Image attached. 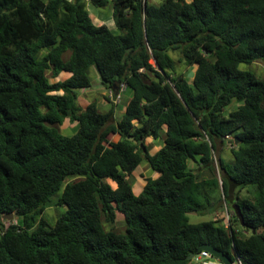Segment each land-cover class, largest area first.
I'll use <instances>...</instances> for the list:
<instances>
[{
    "label": "trees",
    "instance_id": "trees-1",
    "mask_svg": "<svg viewBox=\"0 0 264 264\" xmlns=\"http://www.w3.org/2000/svg\"><path fill=\"white\" fill-rule=\"evenodd\" d=\"M90 1L110 5L116 30L85 0H0V217L15 218L0 228V264H193L202 244L264 264V80L240 68L264 61V0ZM90 67L105 89L131 90L118 120L114 105L77 103ZM66 119L71 135L58 128ZM147 137L162 139L154 153ZM231 137L233 161H214L215 141ZM144 159L157 175L135 194ZM249 185L254 197L236 200L244 226L233 211L228 227L189 222L214 210L216 189ZM53 196L65 210L51 223Z\"/></svg>",
    "mask_w": 264,
    "mask_h": 264
},
{
    "label": "rangeland",
    "instance_id": "rangeland-1",
    "mask_svg": "<svg viewBox=\"0 0 264 264\" xmlns=\"http://www.w3.org/2000/svg\"><path fill=\"white\" fill-rule=\"evenodd\" d=\"M150 4H158L160 0H146ZM189 1V0H187ZM85 6L86 9L89 12V15L91 16L92 20L96 24H105L109 28L116 30L112 17H111V7L110 5L105 7H96L94 6L90 0H85ZM101 20H98L100 19ZM170 55L173 58L175 62V69L177 73H182L186 75L187 77L191 78L193 75V68L186 65L181 57V54L178 50H172L170 51ZM240 68L245 70H250L255 73V75L261 79L264 80V61L263 60H256L254 62H251L249 64H241ZM49 76V73L47 74ZM89 76H90V86L89 88H84L79 90V99L77 100L79 105H84L85 103L94 102L98 106V108L101 111H106L110 103L106 102V96L103 93L105 89L101 87L99 77L97 76V72L94 67L89 68ZM62 78V76H61ZM51 81H53V78H50ZM131 90L127 88L123 93L121 100L117 103L118 107L115 109V120H118L120 118L121 114V107L122 105L125 106L127 104L128 98L131 97ZM237 106V103L232 102L229 106L225 108V112H229L231 110H234ZM59 130L64 135H71L73 132L77 129V123L73 122L70 123L67 119L60 125ZM111 140H116L117 137L115 135L110 136ZM233 138H226L224 140L217 139L215 141L216 143V149L213 153L214 161H216L218 155L222 156L225 160L228 162L233 161V155L231 153V147L235 146L237 144H234ZM232 141V142H229ZM144 143L148 146L149 152L154 153L158 150L162 143V139H152L151 137H147L144 140ZM196 163L194 161L189 160L188 166L192 169L196 168ZM216 165V164H215ZM201 170V169H200ZM156 173H154L148 166L147 161L144 159L140 162V164L137 166L136 170L132 173L131 180L133 183L132 189L135 194H138L141 190V187L144 183V179L146 177H156ZM218 175V174H217ZM219 176V175H218ZM210 177L209 173L207 171H202L199 178H208ZM72 179V178H71ZM69 179V180H71ZM74 180V179H73ZM112 186L114 184L110 182ZM228 196L224 197L222 194L221 188H218L215 190V193L213 194V199L216 201V206L213 211L205 212L203 214H196V213H188V219L191 223H197L208 219H214L219 221V224L228 227L229 223H231V216H232V205L236 203L237 199H241L244 197L247 198H253L256 194V188L252 185H249L248 187L238 189L235 187H230L228 191ZM57 196H53L51 198V203L48 205L45 209V215L47 216L49 222L53 223L57 216L62 213L65 210V206L58 205L56 203ZM234 213V212H233ZM11 218H8L10 215H2L0 217V228L6 227L10 222L15 223V218L12 213ZM104 228L106 230L109 229L110 225L108 223H103ZM232 226L236 229L237 234L240 236H245L249 232L244 229L243 227L239 226L237 223L233 222ZM114 228L120 232H125L126 223L124 220V217L122 214L117 213V219L114 223ZM209 261L216 262L217 259L214 257L209 258ZM193 263V262H192Z\"/></svg>",
    "mask_w": 264,
    "mask_h": 264
},
{
    "label": "built area",
    "instance_id": "built-area-1",
    "mask_svg": "<svg viewBox=\"0 0 264 264\" xmlns=\"http://www.w3.org/2000/svg\"><path fill=\"white\" fill-rule=\"evenodd\" d=\"M127 89L126 84L121 83L120 86L116 90H112L111 88L106 89L105 95L113 104H117L122 97V93ZM212 256L206 250H200V252L192 257L193 264H222L220 260L217 259L216 262L209 261V258ZM240 264V261H238Z\"/></svg>",
    "mask_w": 264,
    "mask_h": 264
},
{
    "label": "water",
    "instance_id": "water-1",
    "mask_svg": "<svg viewBox=\"0 0 264 264\" xmlns=\"http://www.w3.org/2000/svg\"><path fill=\"white\" fill-rule=\"evenodd\" d=\"M129 140H132L133 142H135V139L133 137H128ZM232 142V141H229ZM234 144H237L239 142L238 139H234L233 140ZM232 209L233 212L236 216L237 219H239L240 223L242 226H244V221H243V215L241 213L240 207L237 203H234L232 205ZM10 216L8 218H11V214H9ZM200 250H206L210 253V255L218 260H220V262L222 264H233V261L227 256L225 255L223 252H221L220 250L214 248L212 245L210 244H202L200 246ZM193 257V255H189V259H191Z\"/></svg>",
    "mask_w": 264,
    "mask_h": 264
},
{
    "label": "crops",
    "instance_id": "crops-1",
    "mask_svg": "<svg viewBox=\"0 0 264 264\" xmlns=\"http://www.w3.org/2000/svg\"><path fill=\"white\" fill-rule=\"evenodd\" d=\"M100 18V17H99ZM98 20H101V18L100 19H98ZM61 76H62V78H66V77H68L69 76V73H62L61 74ZM97 76H98V74H97ZM99 77V76H98ZM101 84V83H100ZM101 87L103 88V89H105L103 86H102V84H101ZM87 88H89V87H87ZM81 89H84V88H81ZM80 89V90H81ZM105 92H106V89H105V91L103 92L104 94H105ZM106 96V95H105ZM79 99V91H78V98H77V100ZM130 99V97L128 98V100ZM107 100V99H106ZM106 102H109L110 103V106H109V108L112 106V105H114V108L116 109L117 107H118V105L117 104H113L112 102H110L109 101V99L106 101ZM78 103V102H77ZM88 103H85L84 105H79V106H81V107H85L86 105H87ZM108 108V109H109ZM119 108V107H118ZM124 108H125V106H123L122 105V107H121V109H120V111H121V113L124 111ZM107 109V110H108ZM106 110V111H107ZM104 112V111H103ZM116 136V135H115ZM117 138H118V136H116ZM117 140V139H116ZM116 140H114V141H116Z\"/></svg>",
    "mask_w": 264,
    "mask_h": 264
}]
</instances>
